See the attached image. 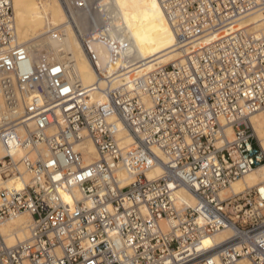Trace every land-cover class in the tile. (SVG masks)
Here are the masks:
<instances>
[{
    "label": "built area",
    "instance_id": "2783aa9c",
    "mask_svg": "<svg viewBox=\"0 0 264 264\" xmlns=\"http://www.w3.org/2000/svg\"><path fill=\"white\" fill-rule=\"evenodd\" d=\"M103 1L80 0V25L68 11L97 72L83 87L71 58L37 63L15 44L12 2L0 0V225L31 215L24 240L0 229V264H264V180L226 192L264 165L252 122L264 113V0H158L180 56L128 81L143 59H121L127 42ZM254 13L259 29L193 46Z\"/></svg>",
    "mask_w": 264,
    "mask_h": 264
},
{
    "label": "bare ground",
    "instance_id": "6f19581e",
    "mask_svg": "<svg viewBox=\"0 0 264 264\" xmlns=\"http://www.w3.org/2000/svg\"><path fill=\"white\" fill-rule=\"evenodd\" d=\"M11 2L16 28L15 44L26 46L32 59L36 56L35 53H38L39 58L34 59L37 63H52L71 58L74 61V73L83 87L98 82L97 72L88 59L75 28L74 34L65 32L68 27H74L69 19L68 11L75 17V21L79 25L82 23V16L80 17V9H78L80 0H66L68 10L60 0H11ZM105 7L117 15L115 18V36H121L127 42L121 59L129 60L133 56H139L143 59V63L139 67H135L132 72L126 74L125 81L142 76L162 64H167L179 58L180 50L173 46V35L158 0H104L102 8L105 9ZM246 23L251 24L255 29H259L261 26L260 14L254 13L249 17L236 21L230 28L199 37L192 44L197 48L205 46L223 37L228 29L234 30ZM64 24H66L65 30H58ZM52 31L53 34L55 33L54 37L58 39L57 46L53 44ZM60 39L61 42H59ZM42 50L43 53L40 52ZM96 50L102 66L107 62V51L103 45H97ZM160 52L162 53L158 55ZM160 57L164 59L159 60ZM94 99L97 102H102L104 97L101 93L96 92ZM113 121L120 145L132 144L133 137L131 134L116 117H113ZM252 122L264 148V113L257 112L254 114ZM87 150L92 152V156L85 158L86 163L93 158H97L95 148L90 141L87 143ZM5 151V147L0 143V157L4 156ZM160 174L161 168L158 166L146 173L149 178ZM263 180L264 165H261L233 181L226 192H239L243 188L254 186ZM177 192L187 203H194L193 196L185 188L179 187ZM30 224L31 215L22 212L5 220L0 225V229L6 234L7 242L12 244L15 241L27 238ZM228 233V230L218 232L212 237H207L204 243L221 242ZM190 264L197 263L192 262Z\"/></svg>",
    "mask_w": 264,
    "mask_h": 264
},
{
    "label": "rangeland",
    "instance_id": "374dc122",
    "mask_svg": "<svg viewBox=\"0 0 264 264\" xmlns=\"http://www.w3.org/2000/svg\"><path fill=\"white\" fill-rule=\"evenodd\" d=\"M80 3V2H79ZM115 3H116V1H115ZM65 25L66 24H64V25H61L59 28H58V30H65ZM59 32H61V31H59ZM65 32H69L70 34H74V32H75V30H74V27H72V28H70V27H68V29H67V31L65 30ZM52 34H53V31L51 32ZM54 35H55V33L53 34V44L55 45V46H57V42H58V39H57V37H54ZM61 38V37H60ZM55 39V40H54ZM55 42V43H54ZM59 42H61V39L59 40ZM44 48V47H43ZM41 53H43V50L42 51H40ZM162 52H160L158 55H160ZM34 55V54H33ZM36 55V56H35ZM35 57H34V59H36V58H39V54L37 53H35ZM159 60H163L164 58L163 57H160V58H158ZM37 60V59H36Z\"/></svg>",
    "mask_w": 264,
    "mask_h": 264
},
{
    "label": "snow or ice",
    "instance_id": "6c2138e0",
    "mask_svg": "<svg viewBox=\"0 0 264 264\" xmlns=\"http://www.w3.org/2000/svg\"><path fill=\"white\" fill-rule=\"evenodd\" d=\"M65 91H67V89H65ZM261 191L264 192V189H262Z\"/></svg>",
    "mask_w": 264,
    "mask_h": 264
}]
</instances>
